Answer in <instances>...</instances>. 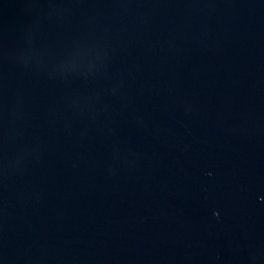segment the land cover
I'll return each mask as SVG.
<instances>
[{
	"label": "water",
	"instance_id": "water-1",
	"mask_svg": "<svg viewBox=\"0 0 264 264\" xmlns=\"http://www.w3.org/2000/svg\"><path fill=\"white\" fill-rule=\"evenodd\" d=\"M0 264H264V0H0Z\"/></svg>",
	"mask_w": 264,
	"mask_h": 264
}]
</instances>
